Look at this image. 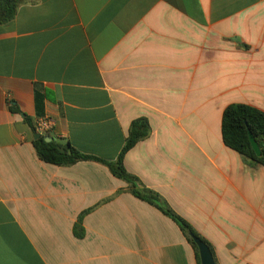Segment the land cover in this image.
Wrapping results in <instances>:
<instances>
[{
  "label": "crops",
  "instance_id": "1",
  "mask_svg": "<svg viewBox=\"0 0 264 264\" xmlns=\"http://www.w3.org/2000/svg\"><path fill=\"white\" fill-rule=\"evenodd\" d=\"M236 103L264 111V0H19L0 24V264H197L106 166L46 164L32 144L48 118L43 135L114 161L140 117L126 171L216 264H264V165L221 138Z\"/></svg>",
  "mask_w": 264,
  "mask_h": 264
},
{
  "label": "trees",
  "instance_id": "2",
  "mask_svg": "<svg viewBox=\"0 0 264 264\" xmlns=\"http://www.w3.org/2000/svg\"><path fill=\"white\" fill-rule=\"evenodd\" d=\"M18 4L19 0H0V24H5L13 19ZM16 109L15 106L11 105L12 111H16ZM26 121L31 125L28 118ZM31 128L33 133L36 134L32 126ZM248 132H251L260 149L259 157L255 155L251 148L248 140ZM149 135L150 125L145 117L133 120L130 124L124 146L114 161H106L83 154L71 146L69 142L64 143L55 140L45 142L43 139H37L34 140L32 144L39 160L46 164L54 166H71L82 161H93L106 166L115 178L129 185L130 193L135 198L155 207L179 227L186 240L195 251L197 264H200L198 251L191 236H195L203 241L208 246L213 256L210 244L199 236L188 222L177 215L160 195L146 188L138 178L129 174L123 165L125 154L139 141L148 138ZM221 138L226 147L237 152L243 158L264 165V111L240 103L226 106L221 117ZM84 214L85 212L79 216L77 224L74 226V234L78 238H82L84 235L83 228L81 227V220Z\"/></svg>",
  "mask_w": 264,
  "mask_h": 264
},
{
  "label": "water",
  "instance_id": "3",
  "mask_svg": "<svg viewBox=\"0 0 264 264\" xmlns=\"http://www.w3.org/2000/svg\"><path fill=\"white\" fill-rule=\"evenodd\" d=\"M34 139H43L45 142L53 141V138L49 135H41L38 133L34 135ZM248 140L255 155L259 157L260 149L251 132H248ZM191 239L197 248L200 264H216L208 246L195 236H191Z\"/></svg>",
  "mask_w": 264,
  "mask_h": 264
},
{
  "label": "built area",
  "instance_id": "4",
  "mask_svg": "<svg viewBox=\"0 0 264 264\" xmlns=\"http://www.w3.org/2000/svg\"><path fill=\"white\" fill-rule=\"evenodd\" d=\"M53 127V123L50 119L44 118L39 119L34 124V131L38 134H45L46 132L50 131Z\"/></svg>",
  "mask_w": 264,
  "mask_h": 264
}]
</instances>
